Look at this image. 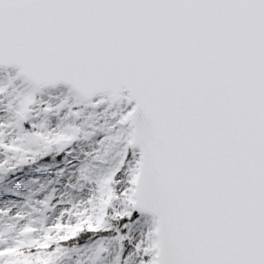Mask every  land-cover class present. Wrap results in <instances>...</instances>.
Listing matches in <instances>:
<instances>
[{
  "label": "snow or ice",
  "instance_id": "snow-or-ice-1",
  "mask_svg": "<svg viewBox=\"0 0 264 264\" xmlns=\"http://www.w3.org/2000/svg\"><path fill=\"white\" fill-rule=\"evenodd\" d=\"M0 264H264V0H0Z\"/></svg>",
  "mask_w": 264,
  "mask_h": 264
}]
</instances>
